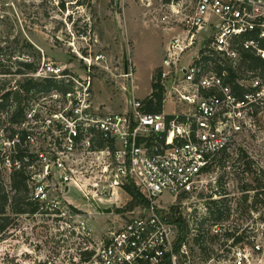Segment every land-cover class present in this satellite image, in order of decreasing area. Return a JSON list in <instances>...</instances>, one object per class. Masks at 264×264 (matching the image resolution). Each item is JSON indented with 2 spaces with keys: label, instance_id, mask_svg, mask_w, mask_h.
I'll return each instance as SVG.
<instances>
[{
  "label": "built area",
  "instance_id": "1",
  "mask_svg": "<svg viewBox=\"0 0 264 264\" xmlns=\"http://www.w3.org/2000/svg\"><path fill=\"white\" fill-rule=\"evenodd\" d=\"M163 6V25L177 31L155 73L161 111H146L151 93L146 100L133 97L116 113L94 104L90 83L62 93L67 106L47 121L51 157L35 151L27 168L33 170L27 184L36 211L16 216L31 221L21 228L18 250L4 252L6 232L0 235V264H177L184 254L183 244L174 248L168 211L177 199L206 192L211 171L264 116V0H177ZM249 58L259 62L251 71ZM122 76L133 86L131 68ZM167 104L171 114L164 111ZM17 142L4 138V148L15 154ZM40 160L47 163L35 171ZM21 166L8 154L0 170L11 174ZM130 185L145 202L100 234L88 223L93 214L69 197L75 191L87 205L105 209ZM164 193L174 198L170 207L158 204ZM252 238L250 248L232 243L210 264H260L264 244Z\"/></svg>",
  "mask_w": 264,
  "mask_h": 264
},
{
  "label": "rangeland",
  "instance_id": "2",
  "mask_svg": "<svg viewBox=\"0 0 264 264\" xmlns=\"http://www.w3.org/2000/svg\"><path fill=\"white\" fill-rule=\"evenodd\" d=\"M165 12L163 0H0V90L4 94L12 92L27 77L37 82L52 78L58 87L72 92L90 83L95 105L104 108L105 113L125 111L133 97L146 100L151 93L153 75L169 39L177 31L175 26L167 30L163 25ZM21 64H29L35 70L27 71ZM128 67L133 73V86L122 76ZM58 90L20 94L28 117L34 115L26 125L34 140L26 147L28 157L35 151L51 157L47 121L67 106ZM13 108L10 101L8 110ZM164 111L171 114L173 108L167 104ZM5 135L0 131L3 158L12 148H4ZM45 163L36 162L34 170L42 171ZM247 167L264 184V116L256 121L254 132L238 140L211 171L214 179L206 192L195 198L177 199L175 203L168 193L157 199L165 208L174 203L166 215L168 221L181 218L187 225L184 254H178L177 264H210L212 259L227 254L233 237L241 235L249 248L252 237L264 244V205L250 207L255 192H246L244 187L255 188L257 183L245 171ZM9 174L0 171V186L11 196ZM246 193L248 202H244ZM69 197L75 205L93 214L88 223L96 234L111 227L113 221L119 224L127 220L137 210L126 193H121L111 205L105 203L109 205L106 208L112 209L111 214H104V208L95 203L87 205L76 197L75 191ZM216 200L221 211H225L219 219L210 214L215 208L212 201ZM27 222L31 221L15 217L4 234L8 241L4 252L20 248L15 242L21 237L24 240L25 231L21 228ZM172 230L176 242L180 232L176 225ZM260 264H264V257Z\"/></svg>",
  "mask_w": 264,
  "mask_h": 264
},
{
  "label": "trees",
  "instance_id": "3",
  "mask_svg": "<svg viewBox=\"0 0 264 264\" xmlns=\"http://www.w3.org/2000/svg\"><path fill=\"white\" fill-rule=\"evenodd\" d=\"M171 1L177 0H163V3H170ZM249 59L250 61L248 63V69L249 71H251L259 65V62L255 59ZM21 65H23L27 71L35 70V68H33L29 64ZM53 80L54 79L52 78H45L41 82H37L32 78L27 77V79H25V81L18 86V89L13 90L12 92H7L4 94L3 91L0 90V131L5 132V137L7 140L12 141L15 138L18 140V142L15 143L13 147V150H15L16 153H9V158L11 160L18 159L22 163L20 169L12 170L10 174V189L12 195L10 196V194L7 193L2 186H0V235H3L5 230L12 224L14 217L25 214H33L36 211V207L29 200L30 189L27 184V181L29 179V171L27 170V168L34 162L33 156H29V162H24V159L28 157L27 154H29L24 143L27 136L32 132L31 129H29V125L26 126L30 119L27 117V106L23 103V99L20 94L50 93L51 91L58 89V91L65 94L67 90L58 87L57 82ZM150 96L151 98H148L145 101L146 111L150 113L160 112L162 109V93L157 90V85L155 84V75H153L152 78V90ZM152 99L155 100L153 106H151ZM10 101H12L14 106L11 112L8 110ZM2 162L3 157L0 150V163ZM245 171L254 176L250 167H247ZM254 181L257 183V186L255 188H251L250 185L244 187V191L246 192H255L252 198L253 202L250 207H254L259 203L264 205V184H260L255 176ZM125 192L129 196H131L134 204L138 205L145 202L141 194L135 189L134 186H127L125 188ZM248 198L249 196L246 193L244 196V202H248ZM212 203L215 208L214 211H212L213 209L210 211V214H212L213 216H217V218L219 219L225 213V211H221V208L219 206L220 203L217 200L212 201ZM8 211L11 215L8 214ZM170 223L176 225L180 232V235L178 236L174 245V248L177 251L183 244L184 230L186 229L187 225L181 218ZM227 236L232 235L228 234ZM233 240L234 244L239 243L243 241V235L233 237ZM163 264H169V261L166 260V262H164Z\"/></svg>",
  "mask_w": 264,
  "mask_h": 264
},
{
  "label": "water",
  "instance_id": "4",
  "mask_svg": "<svg viewBox=\"0 0 264 264\" xmlns=\"http://www.w3.org/2000/svg\"><path fill=\"white\" fill-rule=\"evenodd\" d=\"M103 213H104V214H111V213H112V209H111V208H105V209L103 210Z\"/></svg>",
  "mask_w": 264,
  "mask_h": 264
}]
</instances>
